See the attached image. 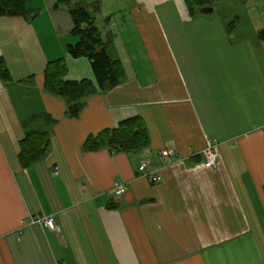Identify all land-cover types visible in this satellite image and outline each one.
<instances>
[{
  "label": "crops",
  "instance_id": "1",
  "mask_svg": "<svg viewBox=\"0 0 264 264\" xmlns=\"http://www.w3.org/2000/svg\"><path fill=\"white\" fill-rule=\"evenodd\" d=\"M223 1L193 17L184 0L76 1L124 76L75 119L43 75L62 60L67 80H94L67 52L78 42L68 8L31 0L25 16H0V264H264V0H251L255 19L227 25L214 11ZM38 114L54 122L29 121ZM135 117L143 151L83 150ZM28 131L49 132V145L22 167ZM212 140L209 170L199 153ZM166 149L177 154L169 163ZM144 161L157 184L138 172ZM45 218L59 231L30 222Z\"/></svg>",
  "mask_w": 264,
  "mask_h": 264
},
{
  "label": "trees",
  "instance_id": "2",
  "mask_svg": "<svg viewBox=\"0 0 264 264\" xmlns=\"http://www.w3.org/2000/svg\"><path fill=\"white\" fill-rule=\"evenodd\" d=\"M31 0H0V16L16 17L27 14ZM78 0H57L58 5L66 6L72 19V36L78 38L74 46H68V54L74 58H85L90 64L94 80L69 81L67 68L62 60L48 63L44 69V90L51 96L64 100L66 115L75 119L81 113L85 100L96 93H105L116 87L124 76L122 65L113 60L106 51L104 42L95 26L94 18L87 8L76 4ZM188 14L193 17L199 10L210 7L212 0H184ZM232 24L230 25H233ZM0 78L8 79L7 71L0 64ZM41 120L49 127L54 120L46 114L32 116L29 121ZM28 121V122H29ZM27 124V122L25 123ZM24 124V125H25ZM146 128L142 119L135 117L120 122L115 129L104 130L96 136H89L83 150L94 152L101 148L110 153H137L149 145ZM49 145V132L28 131L19 143L18 160L22 167H28L39 160Z\"/></svg>",
  "mask_w": 264,
  "mask_h": 264
},
{
  "label": "built area",
  "instance_id": "3",
  "mask_svg": "<svg viewBox=\"0 0 264 264\" xmlns=\"http://www.w3.org/2000/svg\"><path fill=\"white\" fill-rule=\"evenodd\" d=\"M217 146L218 143L215 140L209 141L205 148L199 153L203 158V167L205 169L213 170L217 168ZM176 152L172 149L163 150L159 157L163 159L164 163H169L176 158ZM138 172L147 179L151 184H157L160 181L159 174L150 168L149 162H142L138 167ZM125 192V187L122 184L116 186L114 196L118 197ZM31 223H42L50 230H58V227L51 218H45L43 220L30 221Z\"/></svg>",
  "mask_w": 264,
  "mask_h": 264
},
{
  "label": "rangeland",
  "instance_id": "4",
  "mask_svg": "<svg viewBox=\"0 0 264 264\" xmlns=\"http://www.w3.org/2000/svg\"><path fill=\"white\" fill-rule=\"evenodd\" d=\"M239 1L240 0H224L222 5L216 6V9L214 11L220 15L221 20L225 25L231 22L233 18L238 15H242V17L243 15H245L246 17H249L251 20L253 19V17L255 19L256 12L250 5L252 4L251 0H245L243 3L241 2V4L239 3ZM209 15H203V16H209Z\"/></svg>",
  "mask_w": 264,
  "mask_h": 264
},
{
  "label": "water",
  "instance_id": "5",
  "mask_svg": "<svg viewBox=\"0 0 264 264\" xmlns=\"http://www.w3.org/2000/svg\"><path fill=\"white\" fill-rule=\"evenodd\" d=\"M213 12V9L211 7H204L199 10L200 15H209ZM145 136H147V133H145Z\"/></svg>",
  "mask_w": 264,
  "mask_h": 264
}]
</instances>
